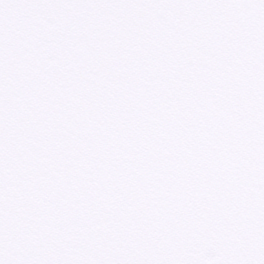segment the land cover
Returning a JSON list of instances; mask_svg holds the SVG:
<instances>
[{
    "label": "snow or ice",
    "instance_id": "6c2138e0",
    "mask_svg": "<svg viewBox=\"0 0 264 264\" xmlns=\"http://www.w3.org/2000/svg\"><path fill=\"white\" fill-rule=\"evenodd\" d=\"M0 264H264V0H0Z\"/></svg>",
    "mask_w": 264,
    "mask_h": 264
}]
</instances>
